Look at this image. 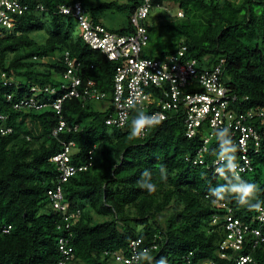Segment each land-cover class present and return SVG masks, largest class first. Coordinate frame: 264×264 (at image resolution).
<instances>
[{
  "label": "trees",
  "instance_id": "1",
  "mask_svg": "<svg viewBox=\"0 0 264 264\" xmlns=\"http://www.w3.org/2000/svg\"><path fill=\"white\" fill-rule=\"evenodd\" d=\"M21 1L30 6V12L20 19L18 32L0 36V116L5 118L0 127L11 129L6 135L0 132V264H60L65 261L61 240L73 249L66 264L116 263L112 253L128 255L130 242L138 238L144 247L157 245L142 264H155L161 257L171 264H186L188 258L192 264H235L220 257L227 212L214 201L227 204L242 221L253 223L264 206V136L258 153L255 141L249 140L247 155L254 169L237 177L230 165L240 161L241 151L239 147L236 152L230 150L235 146L226 144L227 135L217 136L208 145L203 164H193L203 139L201 134L186 136L181 110L141 138L132 134L133 121L150 116L153 110H134L125 127L114 128L106 125L112 107L102 112L93 101L68 99L60 115L50 107L15 109L22 99L35 97L51 103L58 97L34 96L31 87L61 85L65 52L79 62L84 78L111 93L116 65L85 44L75 20L59 14L61 6L81 2L95 22L126 34L133 32L130 16L142 4L141 0ZM157 4L177 7L184 18L176 13L162 16L158 23L151 19L147 57L175 54L183 41L188 57L197 59L201 69L223 60V81L230 95L237 96L231 109H264V0H157ZM37 5L45 10L36 12ZM114 9L129 12L127 27L110 29L94 13ZM44 31L47 35H40ZM2 74L16 85L6 86ZM61 119L67 127L55 137ZM254 122L262 133L264 124ZM70 142L76 145L71 163L91 165L59 185L52 157ZM221 157L225 162L217 172L214 165ZM247 183L256 185L246 199L258 208L241 205L243 193L232 190ZM149 184L156 186L152 193L142 186ZM58 186L62 204L72 215L68 221L49 196ZM218 216L220 220L213 224ZM8 227L10 231L4 233ZM249 241L241 253L264 264V244L254 249Z\"/></svg>",
  "mask_w": 264,
  "mask_h": 264
},
{
  "label": "built area",
  "instance_id": "2",
  "mask_svg": "<svg viewBox=\"0 0 264 264\" xmlns=\"http://www.w3.org/2000/svg\"><path fill=\"white\" fill-rule=\"evenodd\" d=\"M141 1L142 4L138 5L130 16L133 32L126 34L111 32L95 22L81 2L63 5L59 9V14L75 20L83 41L90 49L100 52L109 62L116 65L111 93L101 91L93 79L84 78L79 62L74 60L69 52H65L63 56L65 71L61 85L57 88L38 85L31 87L34 96L58 95V97L51 103L35 97L22 99L15 103V109L44 110L50 107L60 115L63 104L68 99L104 102L110 98L107 110L111 107L112 110L106 119V125L114 128L125 127L134 110H153L149 117L163 116L161 122L181 110L185 116L186 136L194 138L201 134L203 139V146L193 161L194 165L204 163L202 157L208 145L219 136L218 133L223 128H228L230 134L227 135L226 144H234L241 151L240 161L235 163L236 167H232L233 173L239 177L253 171L247 155L248 143L250 139L255 141V153H258L264 131L259 133L260 129L252 122H260L261 126L264 124V109L251 108L246 112L231 109L230 106L236 102L237 96L230 95V90L223 81V60L214 67L201 69L197 59L188 57V48L183 41L175 54L163 58H149L144 55L150 41L148 25H151L153 11L161 6L154 5L157 0ZM44 10L42 5L35 7L36 12ZM28 12L30 6L23 4L21 0H0V36L18 32L20 19ZM177 16L184 18V13L180 10ZM2 79L6 86L16 85V82L7 78L6 74H2ZM11 100L12 96L9 95L8 101ZM0 120L4 121L5 118L0 116ZM153 126H146L138 136L145 137ZM66 127V122L61 119L58 128L54 130V136L57 137ZM0 132L6 135L11 129L0 127ZM75 147L74 142L63 143L62 151L52 157V162L56 164L60 174L59 185L77 173L86 171L91 165L76 166L71 163ZM224 162V157L215 162L217 172L219 165ZM49 196L54 207L62 211L65 220L68 221L72 215L69 214L67 206L62 204L64 197L61 187L58 186L56 192L49 191ZM214 205L227 212L223 218L226 237L220 245V257L235 264H258L252 256L241 252L248 238L254 249L264 244V206L259 208L257 216L252 219L253 223L258 224L255 226L238 218L227 204L216 200ZM76 214L79 215L80 211L78 210ZM219 220V216L215 217L213 224H217ZM10 229L11 227L4 228L3 231L8 233ZM156 249L155 244L144 247L142 239L138 238L130 242L128 255L113 252L112 257L118 264H142L143 257ZM60 251L65 261H68L73 253V249L68 247L64 240L60 241ZM65 261L60 264H66ZM185 263L192 264V260L188 258ZM200 264L216 263L209 261Z\"/></svg>",
  "mask_w": 264,
  "mask_h": 264
},
{
  "label": "rangeland",
  "instance_id": "3",
  "mask_svg": "<svg viewBox=\"0 0 264 264\" xmlns=\"http://www.w3.org/2000/svg\"><path fill=\"white\" fill-rule=\"evenodd\" d=\"M103 1L105 2L106 1H118L119 3L126 2V0H99L98 3L103 2ZM177 11H178L177 7H172L170 9L166 7L157 8L153 11V16L151 18L152 22L158 23L162 16L164 17L176 16ZM94 13L100 19V21L110 29L118 30V29L128 26L129 12H119L114 9V10H106L104 12L97 10ZM89 15L92 16V12L89 13ZM75 32L76 34L80 33L78 29H76ZM46 33L47 31H44L43 33H40V35L41 34L47 35ZM147 53L148 52L146 50L144 52V55H148ZM94 107L97 110L104 112L109 107V102L106 100L104 102L94 103ZM98 220L101 221L102 218H98ZM110 264H116V263H114L112 260Z\"/></svg>",
  "mask_w": 264,
  "mask_h": 264
},
{
  "label": "clouds",
  "instance_id": "4",
  "mask_svg": "<svg viewBox=\"0 0 264 264\" xmlns=\"http://www.w3.org/2000/svg\"><path fill=\"white\" fill-rule=\"evenodd\" d=\"M177 13H178V11H177ZM163 119H164L163 116L153 115V116L149 117V116L142 115L139 119L133 121L132 134L134 136L139 135L146 126H153V125L159 124L161 122V120H163ZM228 134H230V131L228 128H223L218 133V135L221 137H223L224 135H228ZM230 150L232 152H236L237 151L236 145H235V147H233ZM229 159L232 160V159H234V157H230ZM230 166L233 168L236 167L235 164L230 165ZM162 172H163V169H162ZM142 186L147 187V190L149 191V193H152L156 190V186L154 184H149L146 186L142 185ZM255 187H256L255 184L247 183L246 185H243L241 187H234L232 190L243 193V196L241 197V199L239 201V203L241 205H246L250 208L251 207H257L258 208L259 207L258 205H250L246 199L248 197V195L252 192L253 188H255ZM217 196L219 197L220 200H223V197L220 196L219 193H217ZM155 264H167V260H166V258L161 257L158 261L155 262Z\"/></svg>",
  "mask_w": 264,
  "mask_h": 264
},
{
  "label": "crops",
  "instance_id": "5",
  "mask_svg": "<svg viewBox=\"0 0 264 264\" xmlns=\"http://www.w3.org/2000/svg\"><path fill=\"white\" fill-rule=\"evenodd\" d=\"M51 60H53V59H51ZM47 61H49V60H47Z\"/></svg>",
  "mask_w": 264,
  "mask_h": 264
}]
</instances>
